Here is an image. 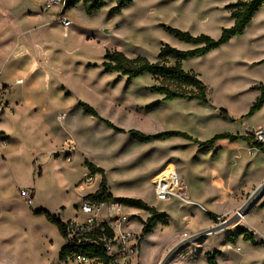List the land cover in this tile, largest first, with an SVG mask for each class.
<instances>
[{"label": "rangeland", "instance_id": "rangeland-1", "mask_svg": "<svg viewBox=\"0 0 264 264\" xmlns=\"http://www.w3.org/2000/svg\"><path fill=\"white\" fill-rule=\"evenodd\" d=\"M46 1L0 0V133L5 137L0 138V264H59L58 252L66 241L54 225L31 210L57 212L65 223L82 222L83 198L100 182L95 175L90 187L80 188L83 174H89L84 160L103 169L113 197L142 201L156 200L153 184L158 177L188 169L187 157L195 145L180 149L178 142H191L171 138L138 144L127 134L115 133L83 115L78 102L124 131L146 135L179 131L201 141L210 134H250V126L262 120V115L241 117L254 101L251 87L264 86V63L252 66L264 61V9L242 36L184 63L183 69L193 70L207 86L208 104L180 99L162 104L160 95L148 91L152 85L148 75L127 81L104 73L105 52L117 50L129 58L142 56L155 62L162 44L183 51L193 48L163 27L216 40L221 29L231 26L226 8L236 0H132L110 18L111 2L92 16L77 4L61 15L72 21L68 28L54 19L62 8L52 5L43 10ZM222 110L229 121L220 116ZM61 114L65 118L59 122ZM259 167L261 172L264 160ZM209 182L222 183L218 179ZM27 188L34 192L31 205L19 195ZM190 209L198 223L199 215L194 207ZM107 212L106 206L100 209L102 217ZM123 213L134 214L127 207ZM139 217H132L133 235L142 224ZM167 225L145 239L139 264H155L175 228V224ZM221 238L216 233L199 241L185 240L167 255L168 260L176 253L168 264H204L206 252L225 249ZM239 255L242 264H264V255L247 245L240 246ZM219 264L224 263L219 260Z\"/></svg>", "mask_w": 264, "mask_h": 264}, {"label": "trees", "instance_id": "trees-1", "mask_svg": "<svg viewBox=\"0 0 264 264\" xmlns=\"http://www.w3.org/2000/svg\"><path fill=\"white\" fill-rule=\"evenodd\" d=\"M107 2L112 3V7L107 13L108 18H110L114 15L120 14L123 9L131 5L132 0H70L68 9L75 7L77 4H81L84 14L92 16L102 10ZM226 9L230 11L232 25L229 28L221 29L218 39L214 40L203 34L192 36L189 33L178 29L163 27L167 34L184 44L191 45L193 48L183 51L162 44L158 50L156 57L157 60L155 62H150L142 56L129 58L117 50L106 51L101 63L103 72L106 74H118L125 77L127 81L134 80L142 75H148L152 81V85L148 88V91L151 94L160 95L162 97L161 102L180 99L208 104L207 86H205L194 72L184 71L182 63L192 58L203 57L211 51L224 46L232 38L243 35L253 17L260 10L264 9V0H236L235 3L227 6ZM251 90L259 92V95L248 108L247 113L241 118L252 117L264 105V86L255 85L251 87ZM158 104L159 103H156L155 107H157ZM77 106L83 114L97 119L105 127L111 129L115 133L127 134L132 141L138 144H148L153 141L180 138L195 144L199 149L209 151L217 142L222 140H227L231 143L242 141L249 147L264 154V144L256 142L250 134L234 135L221 133L214 135L210 140L204 142H200L190 135L179 131H168L154 135H146L139 131H124L115 127L112 123L101 119L97 112L85 103L78 102ZM220 116L224 120H230L227 113L223 110L220 112ZM0 138L5 139L3 133H0ZM83 167L89 174H91V176H100L97 190L86 195L84 199L96 202L99 205L115 203L122 205L123 207L147 213L148 217L142 222L140 234L137 238L138 245H140L146 236L153 233L157 225L167 226V217L157 212L155 208L149 206L141 199L113 197L107 189L103 169L96 167L87 160L83 161ZM261 209L264 213V202L261 205ZM31 212L34 216H41L48 223L54 225L60 237L64 240L66 239L67 222H62L59 215L52 214L45 209L31 210ZM100 227L104 229L103 233L107 237H112V231L105 223H101ZM101 233L100 230H92L89 233L77 235L70 242L65 243L58 253L57 260L59 264H74L78 258L85 259L88 263L91 262L92 264H114L113 258L106 255L102 245L95 243V240H97ZM241 235L244 242H249L253 247L256 246L252 235L245 230H239L237 236ZM234 239L235 238L232 236H227L226 242L232 243ZM216 256H220V253L215 252L213 255L206 254V264H216Z\"/></svg>", "mask_w": 264, "mask_h": 264}, {"label": "crops", "instance_id": "crops-1", "mask_svg": "<svg viewBox=\"0 0 264 264\" xmlns=\"http://www.w3.org/2000/svg\"><path fill=\"white\" fill-rule=\"evenodd\" d=\"M255 17L256 15L253 17V19ZM253 19L251 20V22L253 21ZM251 22L249 23V25L251 24ZM248 26L246 27V29L248 28ZM185 62L182 63V68ZM263 63L264 61L259 63L253 62L252 66L260 65ZM184 71L194 72L193 70H184ZM258 95L259 92L254 91V95H253L254 100L256 97H258ZM259 115H262V120L259 123L250 126L253 129L264 125V105L258 112H256L252 116V118H255L256 116ZM245 126H249V125L247 124ZM229 134H233V133H229ZM236 134L244 135L242 132H237ZM214 135L210 134L207 137V139L204 141L210 140ZM176 139H180V138H176ZM198 141L204 142L201 140ZM178 143H180L178 144V147L180 149L188 148V150L191 149L190 146L195 145L193 143L187 144V143H182L180 141ZM196 148L197 146L195 145V147L192 148L193 150L192 154H190L187 157L188 169L181 170L179 173H177L178 178L182 180V182L186 186V192L188 198L195 205L180 206L178 205L175 199H169L173 201L171 204L168 205H163L162 202H168L169 200L160 201L154 199V201L153 200L144 201L149 206L155 208L157 212L165 215L167 217V223L175 224V228L173 233L171 234V238L167 243V245L161 248L159 255L156 258L155 264H159L163 259H165L167 255L175 247L183 243L187 237L196 234H202L203 232L211 229L215 225V220H214L215 216H223L231 213L235 209L240 208L242 205L246 203L250 195H252L256 189H258L261 185L264 184V168H262L261 172H258L259 171L258 169L260 168L259 162L261 160H264V154L252 147H249L246 143L242 141L231 143L227 140H222L217 142L209 151H204L203 149L198 150ZM194 154L200 157L197 156L195 157ZM196 159L198 161L202 160L203 164L197 162ZM254 174H256L255 178H248L249 175L254 176ZM217 179L220 182H222L221 185L209 182ZM97 188L98 186L96 187L95 191L97 190ZM263 202H264V188L259 192V194L256 196L254 201L247 208L243 216L244 223L256 233V235L253 236V241L256 243V246L255 247L251 246L249 242H244L242 240V236H237V232L239 231L238 228L235 227L231 228L232 230L227 229L226 231L221 232L222 235L221 239L224 241L223 245L225 246V249L222 252H219L220 256L215 257L216 264H219V260H222L224 264H242V257L241 255H239L241 245H245V246L247 245L249 246L251 251L264 255V213L263 210L261 209V205ZM191 207L195 208L194 211L200 217V221L198 223L195 222L193 217H191V213L193 212L190 211ZM130 210L134 213L132 214L131 217H136L137 215H139L140 216L139 218L142 219V222L145 221L146 218L148 217L147 213L143 211H139L135 209H130ZM52 214L59 215L57 212H53ZM61 221L64 222L65 220L61 219ZM165 227L166 226L157 225L154 230L159 228L165 229ZM140 230H141V225H139V229L135 233L136 236H139ZM210 236H206V239L207 237ZM227 236L234 237L235 238L234 241L232 243L226 242ZM148 237L149 235L146 236L139 245V249H138L139 257L144 241L145 239H148ZM199 240L200 239H198L197 241ZM197 241H194L192 243H195ZM214 253L215 252L213 253L206 252L202 256V260L204 261V264H206V254L213 255ZM175 254H173L166 261L165 264H168Z\"/></svg>", "mask_w": 264, "mask_h": 264}, {"label": "built area", "instance_id": "built-area-1", "mask_svg": "<svg viewBox=\"0 0 264 264\" xmlns=\"http://www.w3.org/2000/svg\"><path fill=\"white\" fill-rule=\"evenodd\" d=\"M63 0H47L44 9L48 10L52 5L62 8ZM57 23L63 27L68 28L73 25L72 21L66 16L58 15L54 17ZM65 118V114L58 116V121L61 122ZM250 135L256 142L264 144V125L253 129ZM66 162H70L71 158L67 157ZM93 184V176L84 174L81 189H86ZM32 190V189H31ZM92 193V192H91ZM89 193V194H91ZM154 197L160 201H167L169 199H175L180 206L195 205L187 196L183 182L178 178L174 171H167L164 175L158 177L153 184ZM22 201L31 205L33 194L27 189H21L19 192ZM88 195V194H86ZM85 195V196H86ZM84 196V197H85ZM106 206L107 213L105 217L100 215V209ZM246 203L240 208L233 210L231 213L223 216H215V225L203 232L202 234L192 235L186 240H197L203 235L210 236L216 233H221L231 228H238L239 230H245L252 236L256 233L243 221L244 209ZM81 214L84 216L82 222L68 221L66 223V243L70 242L74 237L80 234L89 233L92 230H100L102 233L95 240L96 244L102 245L107 256L113 258L114 264H139L138 255V236L133 235L130 228L133 225L132 217L123 213V206L115 203H109L105 205H99L96 202L83 198V202L79 208ZM101 223H105L112 231V237H107L100 227ZM220 228L217 232H212L216 228ZM88 263L87 260L78 258L74 264Z\"/></svg>", "mask_w": 264, "mask_h": 264}, {"label": "water", "instance_id": "water-1", "mask_svg": "<svg viewBox=\"0 0 264 264\" xmlns=\"http://www.w3.org/2000/svg\"><path fill=\"white\" fill-rule=\"evenodd\" d=\"M69 5H70V0H64V1H63V4H62V9H61V11H60L59 14H60V15H63V14L66 12V10L68 9ZM263 188H264V184L261 185L258 189H256V190L253 192L252 195H250V197H249L248 200L246 201V206H245V209H244L243 212H245V211L247 210V208L251 205V203L254 201V199L256 198V196L259 194V192H260ZM219 230H220V228L217 227L216 229L212 230V232H217V231H219ZM204 236H205V235H203L202 237H204ZM167 258H168V257H166L165 259H163V260L161 261L160 264H165Z\"/></svg>", "mask_w": 264, "mask_h": 264}, {"label": "bare ground", "instance_id": "bare-ground-1", "mask_svg": "<svg viewBox=\"0 0 264 264\" xmlns=\"http://www.w3.org/2000/svg\"><path fill=\"white\" fill-rule=\"evenodd\" d=\"M21 82L19 81L18 84H20ZM193 242V241H192Z\"/></svg>", "mask_w": 264, "mask_h": 264}]
</instances>
